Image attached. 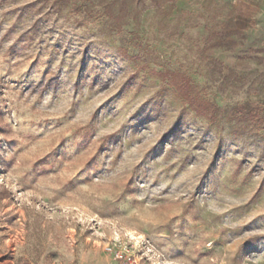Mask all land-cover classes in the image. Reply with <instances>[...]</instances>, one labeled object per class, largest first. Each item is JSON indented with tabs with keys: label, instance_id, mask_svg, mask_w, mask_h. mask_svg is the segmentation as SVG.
Returning <instances> with one entry per match:
<instances>
[{
	"label": "rangeland",
	"instance_id": "374dc122",
	"mask_svg": "<svg viewBox=\"0 0 264 264\" xmlns=\"http://www.w3.org/2000/svg\"><path fill=\"white\" fill-rule=\"evenodd\" d=\"M133 256L264 264V0H0V264Z\"/></svg>",
	"mask_w": 264,
	"mask_h": 264
},
{
	"label": "built area",
	"instance_id": "2783aa9c",
	"mask_svg": "<svg viewBox=\"0 0 264 264\" xmlns=\"http://www.w3.org/2000/svg\"><path fill=\"white\" fill-rule=\"evenodd\" d=\"M109 251L115 252L114 248H112V247L109 248ZM117 256H119V255H117ZM122 264H140V263H139V260L133 256V257H126L125 259H123Z\"/></svg>",
	"mask_w": 264,
	"mask_h": 264
}]
</instances>
